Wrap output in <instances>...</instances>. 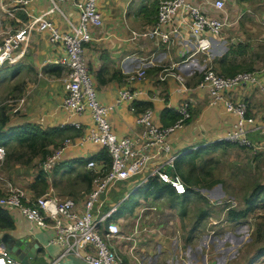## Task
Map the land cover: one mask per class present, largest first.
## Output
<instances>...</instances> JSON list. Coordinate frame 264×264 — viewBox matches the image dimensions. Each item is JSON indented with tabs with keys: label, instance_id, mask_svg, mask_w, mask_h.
Here are the masks:
<instances>
[{
	"label": "crops",
	"instance_id": "0c3cea01",
	"mask_svg": "<svg viewBox=\"0 0 264 264\" xmlns=\"http://www.w3.org/2000/svg\"><path fill=\"white\" fill-rule=\"evenodd\" d=\"M192 1L195 4L204 2V0ZM225 1L224 12L217 15L226 17L229 24L221 34L211 38V48L208 53L196 52V38L190 34L189 28L185 25L179 27L178 33L173 35V41L169 44H163L157 38L144 35L153 30L157 23L158 11L151 10L157 0L100 1L103 23L100 27H91L93 40L85 45V57L97 90L98 100L105 105L114 104L118 91L129 85L144 90V94L135 104L131 106L127 103L120 104L109 115L112 129L119 137L135 134L140 130L136 118L145 108L154 110L155 121L158 124L169 125L172 117L169 114L163 115L164 111L167 109L174 111L179 117V106L187 102L191 107L192 117L171 137L175 153L180 156L184 154L183 152L225 140L237 120V115L226 110L222 102L211 105L209 93L198 87L200 78L194 77L197 71L202 72L206 67L214 69L216 67L218 72L226 74L221 66H232L238 68L237 72H256L261 84H264V66L252 64L248 54L257 41L264 42V0ZM64 6L70 17L77 20L75 10L68 5ZM47 7V0H35L30 9L34 13H40ZM246 11L248 12L244 15ZM51 19L60 25V17H55L53 14ZM26 20V14L18 13L14 20L16 28L23 26ZM65 55V48L61 44L50 43L46 33L37 29L32 30L22 60L2 70L4 73L10 66L16 68V74L11 80L8 77L0 79V97L2 96L3 99L9 94L18 98L12 100L17 104L5 106L9 109V128L30 124L46 129L61 127L65 123L66 115L61 104L66 94L63 80L67 69L54 62L55 59ZM246 59L250 63H245ZM194 64L197 65V69L193 67ZM163 65L169 66L171 74L165 80H160L159 71ZM141 69L146 71V77L129 82L130 74ZM172 73L182 76L185 86ZM228 97L233 101L247 102L250 118L247 128L249 138L254 145L249 148L253 149L257 161L263 162L264 91L258 85L247 84L228 91ZM78 120L83 124V128L78 130V135L75 134L78 132L75 130L71 131L72 135H68L77 144H72L64 151L60 165L50 174L45 173L43 169L40 173H35L34 166H24L15 162L9 167L7 165L9 163H4L5 161L0 164V168H5L4 173L0 169V196H4L7 191L5 182L21 188L29 198L44 195L51 189L59 198L71 196L76 202L77 209L81 211L93 188L87 173L88 171L93 173L100 168V164L96 162V168L90 170L87 163L104 147L78 138L93 125L88 114L79 116ZM9 128L6 130L8 131ZM239 146L222 145L207 156H217L225 152L230 154L234 149L233 153L231 152L233 155L249 151L241 149L244 146ZM230 156L231 160L235 158ZM5 160L9 162L8 159ZM40 167L42 168V165ZM41 173L45 177L46 189L43 183L37 182ZM145 176L146 173H143L141 178L134 176L124 181L120 184L121 190L129 188L132 194L137 192L144 186L140 184ZM36 183L38 185L33 188ZM220 187L223 185L219 184L213 188L216 195ZM121 190L112 192L113 198L108 205L119 204L115 216L120 214L119 217L116 216V220L120 224L121 235L111 239L110 244L123 258V264H212L214 251L217 248L219 253L223 251L219 259L225 260V264H240L238 261L230 260L233 258L234 249L241 253L239 256L241 264H264V255L261 256L260 253L264 247L259 248L256 254L248 253L242 248L243 246L236 244L238 239L232 238L234 234L228 229H225L222 237L229 234L227 237L232 236L230 241H226L227 237L218 239L214 230L217 229L216 225L220 221L212 220L206 233L198 234L197 228L187 226L188 231L185 229L184 232L186 227L182 226L176 204L155 202L156 197L150 194L147 197L140 196L135 204L124 210L121 206L130 200L131 196L126 198L129 192H125L118 198V202L114 201L116 193ZM188 195L189 193L185 196ZM2 209L10 214L13 226L0 225V247L6 246L11 249L18 240H23L29 246L38 245L35 257L30 258V264H85L86 248L80 250V255L72 253L62 255V246L50 244L55 234L51 222L41 227L29 222L17 208L2 207ZM230 221L229 218L222 220L221 226L224 227ZM242 225H237L235 231H240ZM184 233L186 237L183 236ZM240 237L251 239L250 233ZM257 256H260L259 262L253 263V259ZM16 258L19 259L17 255Z\"/></svg>",
	"mask_w": 264,
	"mask_h": 264
},
{
	"label": "built area",
	"instance_id": "2783aa9c",
	"mask_svg": "<svg viewBox=\"0 0 264 264\" xmlns=\"http://www.w3.org/2000/svg\"><path fill=\"white\" fill-rule=\"evenodd\" d=\"M33 1L35 0H0L1 9L23 12L27 17L23 26L15 28L14 33L0 42V70L22 60L32 30L48 32L49 42L61 44L66 51L64 57L54 61L67 69L63 80L66 94L61 104L66 120L61 127L70 126L81 130L83 124L78 117L88 114L93 125L78 138L102 145L109 152L112 163L106 171L101 167L94 171L93 188L81 211L70 196L59 198L50 189L44 195L29 198L24 190L12 183H9L7 193L0 198V206L19 209L29 222L41 227L51 222L55 234L50 244L62 246V255H80V250L86 248L85 264H123V258L110 244L111 239L120 237L121 227L115 219L119 204L109 206V194L117 183L128 181L139 173H146L140 185H144L149 178H156L159 182L170 184L176 195L188 194V186L176 171L179 154L173 150L171 137L191 119V107L187 102L181 103L178 108L179 117L170 125L158 124L154 110L145 108L136 118L140 130L135 134L119 137L112 129L109 115L120 104H135L144 90L129 85L118 91L114 104L105 105L98 100L85 57V45L93 40L91 27H100L103 23L99 7L101 0H47L48 7L40 13H34L30 9ZM61 5L74 9L78 19L70 17ZM225 7V0H204L200 4H195L192 0H162L155 27L144 35L169 44L179 27L185 25L196 38V52L208 53L211 38L221 34L229 24L226 17L217 15L223 13ZM56 13L63 17L66 24L64 29L51 19V15ZM170 74L169 66H161L160 80H165ZM175 76L185 86L184 78ZM145 77L146 71L141 69L130 74L128 81L134 82ZM247 84L258 85L264 91V84H261L257 73L253 71H242L229 76L208 67L198 81V87L209 93L211 105L222 102L226 110L237 115L225 140L253 147L247 128L250 120L248 104L244 100L233 101L228 97V91ZM72 144L77 143L72 138H65L62 145L44 159L43 171L50 174L56 169L64 151ZM6 155L5 147L0 145V164L5 161ZM96 166L97 163L93 160L87 163L90 170ZM0 264L23 263L12 255L9 248L2 246Z\"/></svg>",
	"mask_w": 264,
	"mask_h": 264
},
{
	"label": "rangeland",
	"instance_id": "374dc122",
	"mask_svg": "<svg viewBox=\"0 0 264 264\" xmlns=\"http://www.w3.org/2000/svg\"><path fill=\"white\" fill-rule=\"evenodd\" d=\"M157 10L159 8V4L161 0H157ZM62 8L65 10V12L68 14L66 10V6L61 5ZM248 11L244 12V15L247 14ZM19 12H12V11H5L1 9L0 7V42L7 37L9 34H12L15 32L16 24L15 19L16 15ZM71 16L70 14H68ZM250 16V14H248ZM55 17H60V26L64 29L66 26L65 21L63 17L59 13L55 14ZM46 33L48 36V32ZM214 37V36H213ZM249 57L251 58L252 64H257V66H264V42L261 43L260 41H257L256 44L253 46V49L249 51ZM245 63H250L248 59L244 60ZM193 67H196L197 65L194 64ZM6 68V67H5ZM3 68L2 70H4ZM204 68V67H203ZM207 69H202V72H196L195 79H198L202 76L204 71ZM215 69H217L215 67ZM0 70V79L8 77L9 80H11L12 77L16 74V68L15 67H8L4 73ZM5 75V76H4ZM12 100H18L17 97H11L9 94L2 99V96L0 97V104L1 106H10L11 104H17L16 101ZM70 137V136H66ZM65 139V138H64ZM63 139V140H64ZM63 140L59 141L60 145H62ZM235 145V144H234ZM50 146V145H49ZM48 146V147H49ZM58 146V147H59ZM238 146V144L236 145ZM241 147V146H239ZM236 148V147H235ZM6 154L8 152L12 153L11 160H8L7 162L5 160L4 163L7 164L8 167L11 166V163L15 162L24 166H34V171L41 172L42 168L40 165L43 164L44 159L42 156L37 155L33 157V160L30 161L28 164H25L28 159L31 157V153L29 149L22 148L18 145V143H14L13 145H10L8 147H5ZM49 149L51 152L54 151V149H57L55 146H50ZM243 150H249V151H243L242 153H236V155H233L232 150L230 154L225 152L224 154L221 153L219 155H214L211 157H207L205 159H202L199 163V169L197 168L195 171L196 175H199V179H197V184L192 186V192H189L188 196H164L161 198H154L155 202L160 203H167L169 205H177L178 213L180 212V219H182V226L183 227H190V228H197V233L202 234L206 233L210 228V222L212 220L220 221V223L217 226V229L214 230V234L218 236V239L226 238V234L224 237H222V233L225 232V229H228L232 231V234L234 239H238L236 244H239L240 246H243L242 248L245 249L246 252L252 253L256 252L259 248L264 247V206L261 203L264 200V194H254L255 189L258 185L263 184L264 185V161L259 162L257 161L256 155L253 153V149L249 147H242ZM25 150V151H24ZM230 155L234 156L235 158L233 160L230 159ZM232 158V157H231ZM46 159V158H45ZM244 165V166H243ZM2 172L5 170L4 167L0 168ZM190 168L188 167L187 170ZM6 172V171H5ZM4 173V172H3ZM7 173V172H6ZM42 174V173H41ZM95 174V172H94ZM3 177V175H1ZM143 176V173H139L136 175V178H141ZM219 180L217 184L214 186L209 187L210 182H213V180ZM121 183H117L111 190L109 194V198L112 199V192L114 193V190H121ZM6 188L8 191L9 184L8 182H5ZM222 184L223 187H220L218 190V194L216 195L214 193V187ZM5 191L4 195L7 193ZM125 192H129L128 189H122L120 192L116 193V197H114V201L118 202V198L122 197ZM220 192V194H219ZM148 194L145 192V189L142 187L137 192L132 194V191L128 193L127 197L131 196L130 200H127L121 208L128 209L127 207L131 204H135L140 196H145V194ZM132 194V195H130ZM71 197V196H70ZM181 197V198H180ZM183 197V198H182ZM64 198V197H63ZM72 198V197H71ZM248 198H253V203L251 206L248 207L247 200ZM148 200V199H147ZM110 201H108L109 203ZM248 209L247 215L244 219H242L240 222H231L226 223L223 226L222 220H226L229 218L227 216V211L230 210H245ZM117 217L120 216V214L116 215ZM115 216V219H116ZM243 224L241 227V230L236 232L235 227L237 225ZM187 227L184 228V232H186ZM186 229V230H185ZM217 230V231H216ZM188 231V230H187ZM246 233H250L251 239H243L240 237L241 235H245ZM236 235V236H235ZM184 237H186V234H183ZM196 236V235H195ZM235 236V237H234ZM230 236L227 237L226 241H230ZM244 243V244H241ZM238 245V246H239ZM241 248V247H240ZM264 249V248H262ZM217 250H219L217 248ZM217 250L214 251L215 257L212 259V264H225V260H220L219 253ZM233 252V258H230V260L238 261V263L241 264V261H239V256H241V253L238 251ZM261 256L264 255V250L261 252ZM256 254V253H255ZM12 255L16 257V254L12 252ZM264 259V256H263ZM219 260V262H218ZM260 260V256H257L253 259V263H257ZM229 261V260H228ZM217 262V263H216ZM236 264V263H235Z\"/></svg>",
	"mask_w": 264,
	"mask_h": 264
},
{
	"label": "trees",
	"instance_id": "16d2710c",
	"mask_svg": "<svg viewBox=\"0 0 264 264\" xmlns=\"http://www.w3.org/2000/svg\"><path fill=\"white\" fill-rule=\"evenodd\" d=\"M156 4L154 5L153 8H151L152 12L158 11ZM21 17L25 19L24 15L22 14ZM221 68L224 72H226V75L229 76H233L238 73L237 67L221 66ZM165 114L166 115L169 114V116L172 117L171 124H173L178 118V114L176 115L174 111L168 109L164 111L163 115ZM9 121H10L9 109L7 107L0 105V145L4 147H8L10 145H13L14 143H18V145L21 146L22 148L29 149L31 153L30 154L31 158L28 159L26 162H24L25 164H28L30 161L33 160V157L37 155L42 156L43 159L47 158V156H49L52 153L47 148H49L51 145L58 147L60 145L59 141L66 138V136L68 135H72L73 132L71 131L73 130H75L76 132L78 131L77 129L70 126L52 127V128L44 129L39 126L30 125V124H26L24 126H12L9 128L8 126ZM7 128H9L8 131L6 130ZM78 133L79 131L75 134L78 135ZM234 144L237 145L236 143H232L224 140L222 142H217V144H209L205 147H201L193 151H188L177 157L176 171L182 176L183 180L188 186V193L193 191L192 186L196 185L198 182L197 179H199V175H196L195 171L199 167L200 161L202 159L207 158L208 157L207 155H209V153L217 151V149L220 146L222 145L233 146ZM11 158H12V153L8 152L6 155V159L11 160ZM90 160L99 163L103 171L108 170L112 163V158L106 148H104L100 153L92 157ZM188 167L190 168L189 170H187ZM42 174L38 176L37 182H39V184L43 183V186L46 189L45 177ZM87 175H88V180L90 181V183H92L95 174H93L91 171L90 172L88 171ZM218 182L219 180L214 179L213 182H210L209 187L214 186ZM37 185L38 183L34 184L33 188H35ZM143 188L145 189V192L148 193L145 194V197H147L150 194H153L154 197L156 198H161L166 195L170 197L176 196V193L174 192L170 184L159 182L156 178H149L147 182L144 184ZM254 194L257 195L264 194V185L263 184L258 185L257 188L255 189ZM252 203H253V198H248L247 200L248 207L251 206ZM261 203H263L262 205L264 206V200ZM248 209L247 208L245 210L229 209L228 210L229 219L232 221L244 219L247 215ZM0 225H3L5 227L13 226V221L10 214L6 210L2 209V207H0Z\"/></svg>",
	"mask_w": 264,
	"mask_h": 264
},
{
	"label": "water",
	"instance_id": "95a60500",
	"mask_svg": "<svg viewBox=\"0 0 264 264\" xmlns=\"http://www.w3.org/2000/svg\"><path fill=\"white\" fill-rule=\"evenodd\" d=\"M37 248H38L37 244L29 246L23 240H18V243L12 246L10 250H12L11 252H14L19 257V259L21 260L23 264H30V258L35 257Z\"/></svg>",
	"mask_w": 264,
	"mask_h": 264
},
{
	"label": "clouds",
	"instance_id": "9594fccd",
	"mask_svg": "<svg viewBox=\"0 0 264 264\" xmlns=\"http://www.w3.org/2000/svg\"><path fill=\"white\" fill-rule=\"evenodd\" d=\"M216 70V69H215ZM217 71V70H216ZM242 72V71H241ZM221 73V72H220ZM224 74V73H223Z\"/></svg>",
	"mask_w": 264,
	"mask_h": 264
}]
</instances>
